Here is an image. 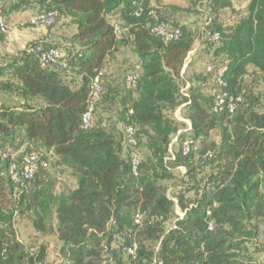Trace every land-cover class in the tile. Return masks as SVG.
<instances>
[{"label":"trees","instance_id":"obj_1","mask_svg":"<svg viewBox=\"0 0 264 264\" xmlns=\"http://www.w3.org/2000/svg\"><path fill=\"white\" fill-rule=\"evenodd\" d=\"M207 6L215 17L206 24L205 54L214 71L224 69L225 87L205 69L197 81L211 80L218 90L190 85L183 93L194 35L173 21L174 7L157 9L150 0L2 1L7 23L9 14L34 9L55 13V23L73 31L63 42L36 41L0 55V88L22 100L0 106V264H45V246L29 253L16 237L14 224L23 217L37 234L56 237L63 264H264L254 258L264 253L257 241L264 216V88L258 89L264 84V0H249L242 11L232 0ZM150 11L168 16L181 37L164 43ZM51 49L61 52L65 67L42 65L41 54ZM123 49L137 63L116 80L105 64ZM128 76L136 77L134 84ZM96 78L102 91L84 128ZM221 91L242 97L232 112H213ZM36 99L40 105L30 104ZM182 105L190 128L177 137L170 160L179 131L171 114ZM32 152L33 178L15 182L10 164L23 170ZM54 158L74 182L60 193L48 173ZM180 167L184 179L171 198L164 183Z\"/></svg>","mask_w":264,"mask_h":264},{"label":"rangeland","instance_id":"obj_2","mask_svg":"<svg viewBox=\"0 0 264 264\" xmlns=\"http://www.w3.org/2000/svg\"><path fill=\"white\" fill-rule=\"evenodd\" d=\"M249 0H232L234 8L242 11ZM208 0H150V5L161 10H168L169 7H174L172 10L173 21L183 27L189 28L194 35V44L191 52L188 54L182 70L185 86L182 92L186 93L190 85L200 87L205 93H215V84L209 80L206 83L197 81V77L205 72V69L210 63L209 56L206 53V43L208 35L205 30L209 19L215 17L207 6ZM219 15H224V12H219ZM30 19L22 20L17 24H13L12 28L22 29L30 26ZM113 23H118V19L114 18ZM49 35L55 38H62L64 41L71 36V28L62 26L61 23H55L53 27L48 29ZM62 35V36H61ZM133 54L128 49L117 53L114 59L107 61L105 64V71L110 73L114 79L121 80L124 72L136 65L133 60ZM2 83V82H0ZM264 84H258V89L263 90ZM21 97L13 90L0 88V106L3 108L14 107L21 104ZM30 104L40 105L39 99L34 100ZM110 115V114H109ZM109 116L105 119L108 120ZM112 117V114L110 115ZM171 117L177 122L178 133L172 139L170 151L174 153L178 149L177 137L181 134L187 133L190 128V121L188 119V110L186 106L182 105ZM212 138L218 141L217 132L212 133ZM48 165L49 177L55 181L56 193H60L64 188H72L74 182L70 176V170L66 165L60 164L57 159H52ZM184 168H177L173 171L174 180L165 182L169 197L174 198L180 182L184 179ZM176 212L179 213L178 208ZM16 237L21 241L27 252L34 253L39 246L46 247L45 264H63L60 255L61 244L56 240L55 236H45L34 232L26 218H18L14 224ZM260 247L264 248V216L259 222V234L257 238ZM258 262H264V253L254 255Z\"/></svg>","mask_w":264,"mask_h":264},{"label":"built area","instance_id":"obj_3","mask_svg":"<svg viewBox=\"0 0 264 264\" xmlns=\"http://www.w3.org/2000/svg\"><path fill=\"white\" fill-rule=\"evenodd\" d=\"M2 1L0 0V35H4L5 37L9 38L10 37V32H11V26L6 22L5 17L3 15V10H2ZM141 11V9H140ZM150 17L154 22V28L153 31L154 33L164 42V43H169L173 41H177L181 37V32L178 29H173L170 25V20L168 16L166 15H159L155 11H150ZM56 22V14L55 13H42V14H37L34 17L30 19V26L32 27H45L49 28L54 26ZM116 31L120 32V30L116 27ZM217 35H212L213 39H216ZM62 57V54L60 51L56 49H51L47 52H44L40 56V61L42 65H58L61 67H65L66 65L64 62H62L60 59ZM206 71L210 73H215V78L216 81L219 85V87H225V82L223 80V74H224V69L219 68L217 71H214V68L210 65L206 67ZM136 80L135 76H128L127 77V82L130 84H134ZM102 89L101 86L98 83V79L96 78L91 86V91H90V98L87 102V108L86 111L82 117L83 121V127L84 128H89L91 126V119H92V114L94 111V104L95 101L97 100L99 94L101 93ZM242 101V97L238 96L237 98H232L229 97L225 92H220L215 99L214 107H213V112L214 113H219L223 109H227L229 112H232L238 102ZM127 134L129 137V143L131 145H134L135 142L132 138L133 131L131 128L127 129ZM181 150L183 155H187L190 152V147L188 142L183 141L181 143ZM210 155V152H207L206 156ZM171 156L169 159L173 160V153L170 151ZM36 158L37 155L35 153H29L25 158H24V169L19 171L17 165L15 163L10 164V171L13 175V179L15 182H19L20 177L23 176L27 180H31L33 178L34 172L36 170ZM138 165V160L137 158H133L132 160V166L135 169V167ZM138 219H136V223H138ZM130 254H133V251L129 252Z\"/></svg>","mask_w":264,"mask_h":264},{"label":"crops","instance_id":"obj_4","mask_svg":"<svg viewBox=\"0 0 264 264\" xmlns=\"http://www.w3.org/2000/svg\"><path fill=\"white\" fill-rule=\"evenodd\" d=\"M8 1H12V0H8ZM37 14L38 13L34 9L27 10L23 13L9 14L8 24L11 26L10 37L7 38L4 35H0V55H11L17 51L23 50L29 43L36 41L56 42V43L63 42L62 38H55L49 35L48 28L45 27L29 26V27H24L22 29L12 28L13 24H17L20 21L26 20L28 18L31 19ZM71 30L73 31V27L71 28ZM115 55L109 57L107 61L113 60ZM133 58H134L133 60H135L137 63V59L134 56Z\"/></svg>","mask_w":264,"mask_h":264}]
</instances>
